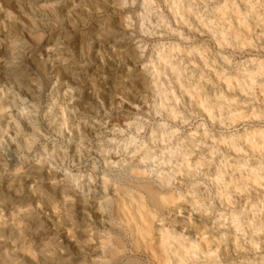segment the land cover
<instances>
[{
  "label": "rangeland",
  "instance_id": "obj_1",
  "mask_svg": "<svg viewBox=\"0 0 264 264\" xmlns=\"http://www.w3.org/2000/svg\"><path fill=\"white\" fill-rule=\"evenodd\" d=\"M263 62L264 0H0V264H111L114 189L146 182L187 203L167 224L185 244L224 234L221 259L264 264V231L232 223L235 211L264 221V180H237L264 175V149L242 138L264 131V74L246 91L229 81ZM223 163L240 184L224 197ZM29 168L41 176L23 177ZM250 242L259 248L233 246Z\"/></svg>",
  "mask_w": 264,
  "mask_h": 264
},
{
  "label": "bare ground",
  "instance_id": "obj_2",
  "mask_svg": "<svg viewBox=\"0 0 264 264\" xmlns=\"http://www.w3.org/2000/svg\"><path fill=\"white\" fill-rule=\"evenodd\" d=\"M175 1L177 2V0H175ZM228 7H229V5H228ZM251 8H252V6H249L246 9L250 12V14H249L250 16H251V11H252ZM226 12L227 11L225 9H223L222 15H225ZM219 15H221V14L219 13ZM247 17H248V15L245 14L244 19L240 20V24H244L245 26L248 27L249 25L247 22ZM221 25H222V23H221ZM224 28H226V27H224ZM220 45H221V43H220ZM263 63L254 69L248 70L245 74H240L238 72L236 74L233 73L234 75H232L230 77V80H229L230 83L233 84V83H235V81L239 82L240 80L243 79L245 81L244 82L245 84H243V87L241 86L242 84H238L241 86L240 87L241 91H246V88H248V87L254 88V86L258 84L257 83L258 82L257 77L261 74H264V64ZM258 85L261 86V91L264 92V83L261 82ZM233 86L234 85H232V87ZM197 96L198 95H196V98H197ZM199 105L201 106V104H199ZM205 105H207V104H205ZM212 106L213 105H211L210 107H212ZM210 107L205 106L204 110H207L209 113L212 114V111H210ZM213 108H211V109H213ZM238 119H240V118H238V117L234 118L233 121H237ZM242 138L245 142L248 143L249 147L252 150L262 151V149H264V131L263 130L257 131V132L252 131L249 133L246 132V134L244 136H242ZM258 139H262L261 144L256 143ZM232 146L236 147L237 145L235 146L234 142H232ZM242 149H239V150H242ZM257 151H256V153H257ZM169 159H171V158H169ZM196 163L200 164L199 160H197ZM242 164H243V162H241L240 165H238L237 169L241 170ZM193 166H194V164H193ZM229 167H230V165L228 163H223L213 173L217 183L219 185L221 184V188H222L221 195H222V193H226L227 195H229V193H231L232 189H235V188L237 189L240 187V184L234 185V183H233L234 180H232L231 176L228 175V174H230ZM231 167H233V166H231ZM131 169H129V171ZM180 170H181V172L184 171L190 175H193V172H191V170L182 169V168ZM180 170H179V168L174 169L173 172L177 174V172H180ZM233 170H235L234 167H233ZM259 170H260L259 168L251 169V170H249L250 172L248 174H243V172H241L242 174H240V175L242 177L237 178L238 182L239 183H242V182L243 183H246V182L257 183L259 185L261 183V181L264 180V175L260 174ZM132 171L136 175H145L144 172H141L139 169H132ZM40 172L41 171H38V170L36 171L35 168H29V169H26L25 171H23L22 175H23V177L31 176L34 178H38L41 176ZM19 179H21V178H19ZM168 183L170 184L169 181H168ZM222 184H223V186H222ZM115 185H116L115 182H113V183L111 182L110 185H108V186L113 187ZM57 186H58V184H57ZM123 186L117 185L115 187L114 192L116 194H113L115 196L113 197L112 201H109L111 207H109L108 213L110 214L111 218L109 220L110 224H108V227L110 228L111 232L109 233L108 236L104 235L105 237H103V243L109 246V250H107L108 252H107V254H105L106 255L105 257L109 258V261L111 262V264H183L185 261H188L192 258V253H193V255L196 254V256H197V254L201 253L202 256L200 257V259H198V261H193L189 264H226L227 263L226 261L228 258L221 259V256H224V257L227 256L228 257L229 251L225 250L223 247H221V249H220V246L223 245L222 242H224V241H228L230 243L231 239H229V236L228 237L226 236V238L223 239L224 234H222L220 237H218V236L216 237L214 235L216 238L214 237V239H212V240L209 239L212 237V235L208 239H205V240H201L200 237H198L197 240H195L189 244L186 242L187 244H185L182 241V238L180 236H178V234L173 233L169 228H167V224L169 222L170 223L173 222L172 224H174V221H178L175 210L176 211H178V209L183 210V209H185V207H187V203L185 201L180 202L181 201V199H180L181 195L177 196L176 194H174L172 191L173 189L172 190L166 189V187H165V189H160V188H157L153 184L148 183V182L139 183V184L132 183L131 188L123 187ZM60 191H61V188H60ZM68 191H69L68 188H63L61 191V195L63 193L64 194L69 193ZM191 193L193 195V192H191ZM41 196H42V194H41ZM85 197L83 198V200L88 201V199ZM52 199H53L52 196H45L44 195L42 197V201L47 205L49 203H51ZM178 199H180V201L177 202ZM182 199H183V197H182ZM185 199L186 198H184V200ZM80 200H81V198H80ZM226 200L229 201L228 198ZM43 202H42V204H43ZM52 203H53V201H52ZM256 208H257V211H259L261 213L263 212V214H264V200L258 201ZM173 210H174V214H171V212ZM241 210H242V208H241ZM237 213L238 212H236V211L232 212V223H233L234 228L236 230H238V231L243 230V235H246L247 233L251 234V233H257V232L264 231V221H260L256 224H252V223L249 224V222H247L248 224H245V225H248V227L251 228L250 229L251 231H250L247 229V226L244 225L243 217L240 218V216H238ZM205 219L208 220V218H205ZM158 221H162L163 223H161V225H159V224H157ZM201 223H203V222L200 221L199 224H201ZM218 225H220V224H218ZM78 232H80V231H78ZM203 233H209V232L206 231ZM240 234H242V233H240ZM77 235L78 234L76 233V235L74 237L75 242L78 241L77 239H78L79 235L78 236ZM123 235H126V237H128V236L130 237L131 242H132L131 243L132 244L131 250H132L133 254H131L130 252L127 253V249H128L127 243L125 244V242H124L125 238L123 237ZM239 236H241V235H239ZM235 238H236L235 240H237V237H235ZM213 241H215L214 246H212ZM229 243H227V244H229ZM131 244H130V246H131ZM257 245L258 244H256V243L250 242L249 248H247V246H245L244 243L242 245L236 244L233 246L238 247L240 249H244L245 253H246L249 250L258 249L259 247H257ZM231 248H232V246H231ZM89 250L91 251V253L93 252L94 254H97L96 246H91L89 248ZM104 253H106V252H104ZM242 254L245 255L244 252ZM143 256L148 258L147 263H144V261H142ZM218 257H220L219 260H217ZM144 259H146V258H144ZM105 261H108V260H105ZM260 262H262V261H259V263ZM101 264H103V262ZM245 264H250V263L246 262ZM261 264H263V263H261Z\"/></svg>",
  "mask_w": 264,
  "mask_h": 264
}]
</instances>
